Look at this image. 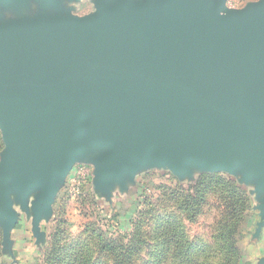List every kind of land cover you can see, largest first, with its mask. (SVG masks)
I'll return each instance as SVG.
<instances>
[{
  "label": "water",
  "instance_id": "water-1",
  "mask_svg": "<svg viewBox=\"0 0 264 264\" xmlns=\"http://www.w3.org/2000/svg\"><path fill=\"white\" fill-rule=\"evenodd\" d=\"M0 0V225L52 213L74 165L112 203L149 169L239 176L264 231V0ZM9 16V17H8ZM264 264V258H261Z\"/></svg>",
  "mask_w": 264,
  "mask_h": 264
},
{
  "label": "rangeland",
  "instance_id": "rangeland-1",
  "mask_svg": "<svg viewBox=\"0 0 264 264\" xmlns=\"http://www.w3.org/2000/svg\"><path fill=\"white\" fill-rule=\"evenodd\" d=\"M62 3L72 14L79 16L91 13L94 9L92 0H62ZM0 141L1 153V133ZM213 174H217L225 183L234 182L240 201L236 196L228 200L224 188L221 192L217 186H210L206 181L209 187L206 188L208 193L201 205L202 210L195 222H189L179 206L182 201L180 198L186 196L183 189L193 187L197 180ZM139 177L137 187L129 198L123 197L112 203L104 200L96 202L91 193V182L78 198L68 195L63 187L55 199L51 215L42 220L39 235L33 232L31 209L22 210L15 201L14 209L19 219L10 232V245L3 239L0 225V264H49L52 253L68 246H78L79 249L84 247L101 264H115L112 253L103 249L104 242L113 243V254L114 250L122 249L124 255H127L129 249L123 246L137 248L131 251L130 264H148L156 247V223L159 218L167 215L183 226L190 242L212 243L213 252L217 251L220 226L236 225L239 231L236 238L240 264H261V258L264 257L259 255L264 249V240L261 242L260 235L257 236V225L262 221L258 209L260 197L255 195L252 185L246 186L239 176L226 172H195L193 178H178L168 169L149 168L140 173ZM228 202L231 203L229 208ZM96 203L101 207H97ZM136 233L139 234L137 238L134 236ZM54 244L57 249L52 252Z\"/></svg>",
  "mask_w": 264,
  "mask_h": 264
},
{
  "label": "trees",
  "instance_id": "trees-1",
  "mask_svg": "<svg viewBox=\"0 0 264 264\" xmlns=\"http://www.w3.org/2000/svg\"><path fill=\"white\" fill-rule=\"evenodd\" d=\"M216 175H209L207 178L197 180L193 187L183 189L186 196L180 198L182 201H180L179 206L182 207L181 210L189 222H195L202 210L201 205L205 201V196L208 193L206 188L209 185L217 186L221 192L224 188L227 192L228 200L236 196L238 201H240V195L234 182L225 183L221 177ZM206 181L210 184L206 185ZM96 206L101 207L97 203ZM230 206L231 203L228 202L227 207L229 208ZM236 227V225L229 227V224L220 226L221 233L216 243L217 251L213 252L212 243L190 242L184 233L183 226L177 220H174L172 216L167 215L159 218L154 229V239L156 240L155 252L148 264H240L241 257L237 247L238 239L236 238L239 231L238 228L236 230ZM225 228L226 230L224 231ZM138 235L136 233L134 236L137 238ZM131 238H133V235ZM123 247L129 249L126 252L127 255H124L125 251L122 249L119 251L114 250L113 254V243L111 242H104L103 244V249L109 251L115 257V264H130L132 262L131 251L137 248L130 247V245ZM56 249L57 246L55 244L52 245L51 251L53 252ZM53 262L56 264H101L94 260L84 247L79 249L78 246L73 248L68 246L67 248L59 249L56 253H52L49 264Z\"/></svg>",
  "mask_w": 264,
  "mask_h": 264
},
{
  "label": "built area",
  "instance_id": "built-area-1",
  "mask_svg": "<svg viewBox=\"0 0 264 264\" xmlns=\"http://www.w3.org/2000/svg\"><path fill=\"white\" fill-rule=\"evenodd\" d=\"M91 178L92 168L90 166L76 165L71 169L66 179L64 189L68 195L78 198L88 189Z\"/></svg>",
  "mask_w": 264,
  "mask_h": 264
},
{
  "label": "crops",
  "instance_id": "crops-1",
  "mask_svg": "<svg viewBox=\"0 0 264 264\" xmlns=\"http://www.w3.org/2000/svg\"><path fill=\"white\" fill-rule=\"evenodd\" d=\"M255 1H258V0H226V6L228 8H235V9H239V8H242L244 7L247 3H250V2H255ZM89 14V13H88ZM140 177H136L135 178V185L134 186H131L128 190V193L125 194L124 196H120L119 194H114L113 195V199L112 201L113 202H117L118 200L122 199L123 197L125 198H129L132 194V192L135 190V188L137 187V184H138V179ZM66 182V181H65ZM92 193V192H91ZM93 194V193H92ZM94 195V194H93ZM96 202H102V200H104L103 198L100 199V198H96ZM101 200V201H100ZM260 241L262 242L264 240V231H262L260 233ZM264 246V245H263ZM261 257H264V249L262 250V253L259 255Z\"/></svg>",
  "mask_w": 264,
  "mask_h": 264
}]
</instances>
